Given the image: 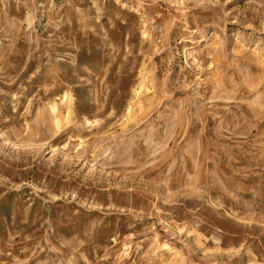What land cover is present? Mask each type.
I'll use <instances>...</instances> for the list:
<instances>
[{
	"label": "rangeland",
	"instance_id": "374dc122",
	"mask_svg": "<svg viewBox=\"0 0 264 264\" xmlns=\"http://www.w3.org/2000/svg\"><path fill=\"white\" fill-rule=\"evenodd\" d=\"M0 264H264V0H0Z\"/></svg>",
	"mask_w": 264,
	"mask_h": 264
}]
</instances>
